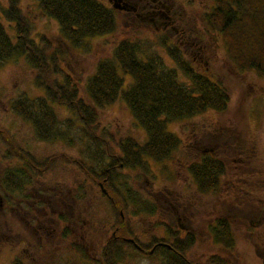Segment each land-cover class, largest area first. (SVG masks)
<instances>
[{
  "label": "rangeland",
  "instance_id": "1",
  "mask_svg": "<svg viewBox=\"0 0 264 264\" xmlns=\"http://www.w3.org/2000/svg\"><path fill=\"white\" fill-rule=\"evenodd\" d=\"M15 2L31 22L27 29L30 37L38 40L44 35L55 45L61 43L57 23L40 13L36 0ZM173 2L174 7L185 13L182 25L185 32L181 36L172 34L173 29L166 31L153 25L138 26L123 11H116L118 31L112 35L88 38L82 47L70 49L65 54L67 60L63 66L82 84L93 73L96 62L110 56V47L116 39L125 36L132 42L139 43L146 53L159 55L169 68L175 69L178 79L187 83L188 79L169 56L170 49L176 51V47L181 58L192 67L212 81H221L225 85L229 94L227 108L221 112L207 108L190 116L171 120L168 129L179 138V145L171 158L162 161L148 159L146 167H126L118 172L119 181L127 182L133 192L158 206L154 208V212L139 210L127 203L116 208L119 215L117 219L115 211H112L106 216V223L91 229L89 216L84 213L97 193L107 190L104 181L99 178L95 185L82 183L80 172L72 165L62 162L54 163L50 168L47 165L45 175L39 179L34 178L30 183L25 182L23 189L27 204L23 205V210H8L4 200L1 202L0 220L17 224L24 229V233L32 236L30 235L29 241H23L19 239L20 235L16 239L11 235L7 238L3 237L5 232H0V264H12V259L21 251L25 257L35 258L43 253L48 260L46 264L58 263L60 260L55 259L56 256L63 260L65 257L74 258L70 254L73 249L68 248L70 245L73 248L82 245L90 259L98 255L97 245L102 239L112 233L129 237L125 231L130 229L138 237V242H145L151 237L160 239L163 235L159 227L164 221L166 229L170 221L173 222L169 225L170 229H177L178 225L174 224L175 219L166 212H170L172 208L164 209L165 202H168L164 195L167 196L169 191L180 192L187 201H193L196 226L194 239L190 246L183 244V252L189 260L196 264H262L259 255L264 252V223L261 230L251 223L256 221L253 211L257 204H264L259 202L264 200V78L255 71L236 69L228 56L223 38L202 21L205 11L213 5V0H169L167 3ZM104 3L109 5L106 1ZM8 4L9 0H0V17L8 32L15 36L17 32L14 30V23L4 17L2 12L8 8ZM191 28L193 30L189 31ZM25 97L41 98L43 92L36 86L26 59L10 58L0 68V133L8 138L7 142H0V160L6 152H11L8 155L10 158L14 155L13 151H22L31 160H43L58 153L86 160L87 164L94 167L96 161L89 160L88 157L93 150H98V146L87 140L74 115L65 107L57 106L62 129L66 122L73 120L67 137L46 141L39 139L33 125L11 108L13 101ZM98 125L107 127L115 139L131 136L142 141L145 137L144 130L122 101L105 107L101 111ZM196 138L197 146L193 144ZM108 145V150L117 151L114 141H108ZM205 148L213 149V157L224 161L225 169L214 192L201 195L199 185L191 177L187 166L194 160H201ZM7 161L3 164L0 162V172L3 166L18 163L12 157ZM104 162H109L108 156ZM254 166H258L261 173L258 174ZM258 175L261 177L259 186L246 181L243 186L249 188V193L238 191L237 186L240 187L239 183L243 184V178L254 179ZM30 178H33L32 174ZM73 190H78L77 194L84 197L80 204L72 197ZM129 196L133 198L135 194L129 192ZM49 212L68 219L61 222L67 226L66 231L71 233L65 241L60 238L64 232L61 231V224L59 227L55 226L60 222L57 223L58 219L49 215ZM219 216L232 219L235 237L232 250L213 245L207 233L211 218ZM74 217L79 218V222L73 220ZM32 218L34 221H28ZM39 224L46 229V235L38 234L43 231ZM181 235L185 236L186 233L181 232ZM59 244L63 246H57ZM122 250L118 260L120 264H158L165 259V254L148 252L141 255L126 247Z\"/></svg>",
  "mask_w": 264,
  "mask_h": 264
},
{
  "label": "trees",
  "instance_id": "2",
  "mask_svg": "<svg viewBox=\"0 0 264 264\" xmlns=\"http://www.w3.org/2000/svg\"><path fill=\"white\" fill-rule=\"evenodd\" d=\"M36 2L40 13L57 23L61 43L55 45L44 35L38 40L30 37L27 29L31 22L15 0H9L8 8L2 12L4 17L14 23L17 33L12 36L0 17V68L10 58H25L33 72L36 86L43 92L41 98L25 97L13 101L11 108L33 125L39 139L46 141L67 137L73 120L66 122L62 129V122L56 111L57 106L65 107L74 115L87 140L97 144L98 150H93L88 157L89 160L96 161V164L93 167L86 160L58 153L43 160L32 158L33 164L31 157L24 152L13 151L14 155L11 157L17 159L18 163L13 161V164L3 166L0 172V197L8 210H23V205L27 204L23 189L25 182L30 183L34 178L39 179L45 175L47 165L50 168L54 163L62 162L72 165L80 172L82 183L95 185V181L101 178L107 187L105 192L97 193L84 213L89 216L91 229L106 223V216L112 211H115L117 219L119 215L116 208L127 203L139 210L154 212V208L158 206L133 192L127 182L119 181L118 172L126 167H146L148 159L162 161L171 158L179 145V138L168 129V123L207 108L224 111L229 102L225 85L221 81H212L196 70L173 47L176 51L170 49L169 56L188 79L187 83L183 82L178 79L175 69L169 68L159 55L146 53L139 43L132 42L125 36L116 39L110 47V56L100 58L93 73L81 84L63 66L67 60L65 54L70 49L82 47L88 38L117 32L116 11L99 0ZM202 21L223 38L228 56L236 69L255 71L264 78V0H213V5L205 11ZM118 101L126 104L136 123L144 130L145 137L142 141L131 136L115 139L107 127L98 125L101 111ZM2 140L7 142L8 138L0 133V142ZM108 141H114L117 151L107 149ZM9 154L11 152L4 153L1 164L11 158ZM107 156L109 162H104ZM207 156H203L199 165L194 162L189 164L188 169L198 176V180L209 175L217 182L218 176L224 172V164L218 158ZM202 184L204 183L200 182V187L205 188ZM78 192L73 190L72 197L80 204L84 197L78 195ZM129 192L135 196L130 197ZM19 194L21 195L18 196ZM48 214L55 216L57 223L60 222L56 227L61 222L68 221L58 213ZM73 220L79 222V218L74 217ZM4 221L0 220V232H5L3 237L11 235L16 239L20 235L19 239L23 241L31 239V234L24 233L22 227L12 225L5 219ZM28 221L34 220L32 218ZM40 227L43 231L38 234L44 235L46 229L42 225ZM61 227L64 232L60 238L65 241L71 233L66 231L67 226L61 224ZM125 232L132 241L125 235L112 233L102 239L97 245L98 255L90 259L82 245L75 248L70 245L68 248L73 249L70 254L74 258L65 257L63 260L56 256L55 259L60 261L54 264H120L119 254L124 247L141 255L148 252L165 254L163 263L158 264L188 263L183 251L180 257L172 250L154 245L158 240L156 237L138 242V237H135L131 229ZM211 232L215 244L219 242L229 250L234 248V232L225 217L215 221ZM125 237L127 238L123 239ZM75 238L79 239L78 236ZM37 258L25 257L21 251L12 259V264H46L48 261L43 253H39Z\"/></svg>",
  "mask_w": 264,
  "mask_h": 264
},
{
  "label": "flooded vegetation",
  "instance_id": "3",
  "mask_svg": "<svg viewBox=\"0 0 264 264\" xmlns=\"http://www.w3.org/2000/svg\"><path fill=\"white\" fill-rule=\"evenodd\" d=\"M99 1L104 5H105L104 2L106 1L109 4L106 6L112 5L110 0H99ZM168 1L169 0H121V3H123L126 6V9H122V10L115 9V10L123 11L125 15L131 21H133L134 23H137L138 26L153 25L155 26V28L160 27L162 30H166V31L173 29L174 33L172 34L181 36L182 33L185 32V29H184L185 27L182 26L184 24L185 13L179 10V8L174 7V2L173 4H168L167 3ZM194 136L196 137V132H194ZM197 141H198L197 138L194 139L193 144L195 146L198 145ZM203 152H204L203 156L208 155V156L213 157L214 155L212 148H205ZM201 162H202V159L194 160V163H196L197 165H199V163ZM222 162L223 164H225L224 161ZM254 167H255V170L258 172V174L261 173V170L260 169L258 170V166H254ZM196 168H198V166ZM224 169H225V165H224ZM196 171L197 169H195V173ZM189 173L191 174V177L196 181L197 185H199L200 182L204 183L202 185H204L205 188H202L199 185V188H200L199 191L201 195H204L205 193L208 194V193L214 192V190L216 189L215 185L219 183L220 176L224 172L218 176L217 182L213 181V178L209 175H204V178L202 180H198V176L192 173V171ZM258 176H255L254 179L243 178L242 179L243 184L239 183L240 187L237 186L238 191L242 190L243 193H249V188L246 186H243L246 181H248L249 184H252L254 186H259L261 184L260 182L261 177L260 176L258 177ZM166 194L167 196L164 195V198L168 199V202H165L166 207L164 209L166 210L169 207L172 208L170 212L168 211L166 212L169 215V217H172V219H175L174 224L175 225L178 224V225H177V229L175 228L170 229L169 225L173 224V222L170 221V224L167 226V229H166V223H165L166 221H164L163 225L159 227V230L161 232V235H163V237L156 240V242H154V245L156 244V245H159L160 247L172 250L175 254L182 257L181 251H184L183 244L186 245V243H188L187 246H190V244L193 242V239H194V232L196 229V226L194 223L195 208L192 205L193 201L192 200L187 201L185 198H183V195L180 192L176 193L175 191H169ZM243 197H244V194H243ZM243 197H240V198L242 199ZM1 202H3V199L0 197V205H1ZM259 202L262 203L264 202V200H260ZM243 209L244 207L240 208V210H243ZM250 210L251 209H249V211ZM253 212L255 213L256 221L255 223H251V224L255 225V227H258L260 228L259 230H261V226L264 223V204H260V205L257 204ZM223 216L216 217L215 219L211 218V223L209 224L207 233L209 234L213 245L219 246L220 248L227 250L221 243L218 242L215 244L213 242V235L211 232V228H213V226L215 225V221L218 218H221ZM225 218L229 221L231 228H233L232 219H230L227 216ZM181 232L186 233V235L182 236ZM166 238H168V241L166 240ZM173 244L175 246H173ZM176 248L178 249V251ZM259 256L261 258V263L263 264L264 252L260 253ZM186 260L188 262L187 264H196L195 262H192L191 260H189L187 257H186Z\"/></svg>",
  "mask_w": 264,
  "mask_h": 264
},
{
  "label": "water",
  "instance_id": "4",
  "mask_svg": "<svg viewBox=\"0 0 264 264\" xmlns=\"http://www.w3.org/2000/svg\"><path fill=\"white\" fill-rule=\"evenodd\" d=\"M110 2L112 3V6L114 8H117V9H125L126 6L121 3V0H110ZM263 264H264V258H263Z\"/></svg>",
  "mask_w": 264,
  "mask_h": 264
}]
</instances>
